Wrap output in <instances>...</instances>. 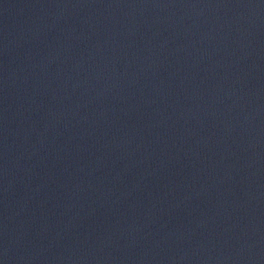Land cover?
I'll return each instance as SVG.
<instances>
[{
    "label": "water",
    "instance_id": "water-1",
    "mask_svg": "<svg viewBox=\"0 0 264 264\" xmlns=\"http://www.w3.org/2000/svg\"><path fill=\"white\" fill-rule=\"evenodd\" d=\"M0 264H264V0H0Z\"/></svg>",
    "mask_w": 264,
    "mask_h": 264
}]
</instances>
